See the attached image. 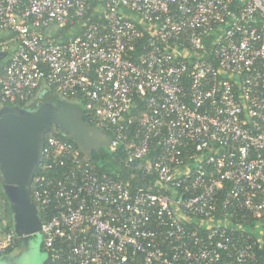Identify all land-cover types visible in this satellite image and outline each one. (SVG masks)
Listing matches in <instances>:
<instances>
[{
  "label": "built area",
  "instance_id": "2783aa9c",
  "mask_svg": "<svg viewBox=\"0 0 264 264\" xmlns=\"http://www.w3.org/2000/svg\"><path fill=\"white\" fill-rule=\"evenodd\" d=\"M0 34V106L72 102L143 183L49 131V264H264V0H0Z\"/></svg>",
  "mask_w": 264,
  "mask_h": 264
},
{
  "label": "water",
  "instance_id": "95a60500",
  "mask_svg": "<svg viewBox=\"0 0 264 264\" xmlns=\"http://www.w3.org/2000/svg\"><path fill=\"white\" fill-rule=\"evenodd\" d=\"M0 53V59L4 57ZM52 126L87 149L103 144L102 132L82 119L75 105L47 92L25 108L0 106V176L3 191L11 204L13 229L20 237L21 254L33 249L32 237L39 230L40 215L31 202L30 191L42 157L45 135ZM20 246V245H19ZM41 254V253H40ZM41 254L38 264H49Z\"/></svg>",
  "mask_w": 264,
  "mask_h": 264
},
{
  "label": "trees",
  "instance_id": "16d2710c",
  "mask_svg": "<svg viewBox=\"0 0 264 264\" xmlns=\"http://www.w3.org/2000/svg\"><path fill=\"white\" fill-rule=\"evenodd\" d=\"M2 63L0 64V71L2 67ZM55 97V96H54ZM57 98V97H55ZM66 103H71L70 101H64ZM74 105V104H73ZM19 108H23L22 105L18 106ZM76 107V106H75ZM77 108V107H76ZM79 109V108H78ZM82 119L85 121V123L91 125V123L87 120L85 115L82 113V111L79 109ZM51 132L56 133L59 137L64 139L65 141L74 144L76 147H79L88 157L90 162L101 172L109 175L112 178H118L122 180H130L132 185L135 187H142L143 183L141 181H137L139 177H133L131 178V172L124 167L123 163L120 161V155L119 152H111L108 149V139L106 133H102L103 135V144L99 146L97 149H87V152L84 150V147H81L77 141L72 139L71 137L66 136L63 134L58 127H53L50 130ZM38 170L36 171L37 174ZM137 179V180H136ZM13 216L11 211V204L6 197L4 191H3V181L0 176V231H9L13 229ZM14 230V229H13ZM258 232V231H255ZM257 233L253 234V240H255V235ZM20 245L19 241H16L14 248H18ZM41 246V245H40ZM259 243L254 246V252L258 256H264V243L261 244L262 249L258 248ZM13 249H8L5 254H8L12 252Z\"/></svg>",
  "mask_w": 264,
  "mask_h": 264
},
{
  "label": "rangeland",
  "instance_id": "374dc122",
  "mask_svg": "<svg viewBox=\"0 0 264 264\" xmlns=\"http://www.w3.org/2000/svg\"><path fill=\"white\" fill-rule=\"evenodd\" d=\"M1 35V34H0ZM2 59H0L1 61ZM33 249L29 250L26 256H17L12 251L8 254L0 256V264H37L41 256L38 247L41 243V237L39 233H35L32 237Z\"/></svg>",
  "mask_w": 264,
  "mask_h": 264
},
{
  "label": "flooded vegetation",
  "instance_id": "af4514ba",
  "mask_svg": "<svg viewBox=\"0 0 264 264\" xmlns=\"http://www.w3.org/2000/svg\"><path fill=\"white\" fill-rule=\"evenodd\" d=\"M16 108H19V107H16ZM55 127H56V126H54V128H55ZM36 171H37V170H36ZM35 175H36V172H35ZM35 175H34V177H35ZM21 246H22V244H20V246H19L18 248H16V249H18V250H17V253L19 252V249H20ZM38 249H39V251H40L41 254H43V253L45 254V252L43 251V249H42L41 246H39ZM27 252H28V247L25 248L24 250H22L21 254H17V256H21V255L26 256ZM15 255H16V253H15ZM38 262H39V261H38ZM37 264H38V263H37Z\"/></svg>",
  "mask_w": 264,
  "mask_h": 264
}]
</instances>
